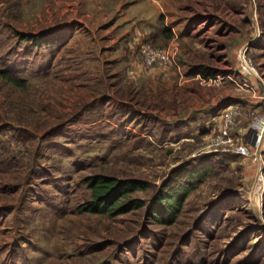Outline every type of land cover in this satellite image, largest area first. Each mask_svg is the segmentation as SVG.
<instances>
[{
	"label": "rangeland",
	"instance_id": "374dc122",
	"mask_svg": "<svg viewBox=\"0 0 264 264\" xmlns=\"http://www.w3.org/2000/svg\"><path fill=\"white\" fill-rule=\"evenodd\" d=\"M143 42L176 47L179 69L146 68ZM1 69L26 82L0 77V264H264V149L211 151L224 130L248 144L264 110V0H0ZM208 154L175 220L150 219L169 174ZM95 174L147 181L129 195L145 206L77 212Z\"/></svg>",
	"mask_w": 264,
	"mask_h": 264
},
{
	"label": "trees",
	"instance_id": "16d2710c",
	"mask_svg": "<svg viewBox=\"0 0 264 264\" xmlns=\"http://www.w3.org/2000/svg\"><path fill=\"white\" fill-rule=\"evenodd\" d=\"M17 35L23 42L36 40L33 35L22 33ZM191 74H197L204 79L215 76L214 72L200 66L194 67ZM0 77L18 86L26 82L15 70L1 69ZM211 157L210 154L203 155V161L201 160L197 166L182 164L169 174L151 201L148 211L150 219L161 224H170L175 220L186 197L214 170L209 162ZM83 183L89 190V197L76 207L79 213L117 216L145 206L144 200L129 196L137 190L147 189L148 182L142 179H121L95 174L85 177Z\"/></svg>",
	"mask_w": 264,
	"mask_h": 264
},
{
	"label": "built area",
	"instance_id": "2783aa9c",
	"mask_svg": "<svg viewBox=\"0 0 264 264\" xmlns=\"http://www.w3.org/2000/svg\"><path fill=\"white\" fill-rule=\"evenodd\" d=\"M139 55L142 60V64L146 68H176L179 69L178 63L176 61L177 55V48L176 47H160L154 46L149 42H143L139 44L138 49ZM246 78L249 77H256V69L255 66L248 62L245 58L244 54L242 53V59L240 62V69H239ZM196 77H199L198 75ZM203 82H219L220 77L217 76L216 78H201ZM259 80L258 78H256ZM256 93V92H255ZM257 95V94H256ZM255 99H258V102L264 101V96L257 95ZM227 111L230 110H223L222 114L225 115ZM221 143L225 145L222 150L213 149L211 151L215 152H234L238 155H242L244 157H253V159L259 163L261 151L264 149V110L260 114L258 118L252 124L251 132L247 136L248 144H237L233 145V140L231 135L227 134L226 130H224L221 134ZM261 169H259L260 171ZM258 171V173H259Z\"/></svg>",
	"mask_w": 264,
	"mask_h": 264
},
{
	"label": "bare ground",
	"instance_id": "6f19581e",
	"mask_svg": "<svg viewBox=\"0 0 264 264\" xmlns=\"http://www.w3.org/2000/svg\"><path fill=\"white\" fill-rule=\"evenodd\" d=\"M256 187L258 188V191H259V182L258 181H257Z\"/></svg>",
	"mask_w": 264,
	"mask_h": 264
}]
</instances>
